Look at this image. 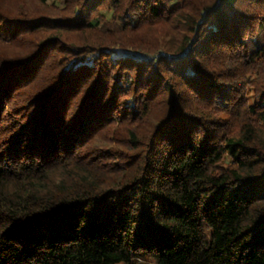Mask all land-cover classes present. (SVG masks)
<instances>
[{"label":"trees","instance_id":"1","mask_svg":"<svg viewBox=\"0 0 264 264\" xmlns=\"http://www.w3.org/2000/svg\"><path fill=\"white\" fill-rule=\"evenodd\" d=\"M1 6L0 264H264V0Z\"/></svg>","mask_w":264,"mask_h":264},{"label":"rangeland","instance_id":"2","mask_svg":"<svg viewBox=\"0 0 264 264\" xmlns=\"http://www.w3.org/2000/svg\"><path fill=\"white\" fill-rule=\"evenodd\" d=\"M2 2H0V3L3 6H1V5L0 6L3 7L5 11L6 10H10L11 12L14 11L13 8L15 7L16 0H2ZM7 6L10 7V9H5ZM25 50H22V51L25 52ZM15 52H16V46H12L9 43L0 42V58H1V56L11 57ZM142 55H144V53H142ZM106 145H108V144H106ZM114 146H118V145H114ZM137 259H138L137 262H139L140 264H142V263L147 264L149 261V259H147V258H145V259L137 258ZM119 264H122V263H119Z\"/></svg>","mask_w":264,"mask_h":264},{"label":"built area","instance_id":"3","mask_svg":"<svg viewBox=\"0 0 264 264\" xmlns=\"http://www.w3.org/2000/svg\"><path fill=\"white\" fill-rule=\"evenodd\" d=\"M162 54H165V53H162ZM167 55H169V54H167Z\"/></svg>","mask_w":264,"mask_h":264}]
</instances>
